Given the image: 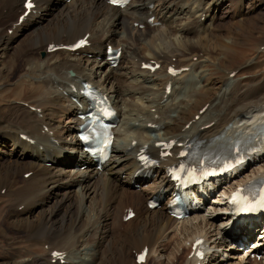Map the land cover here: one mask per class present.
I'll use <instances>...</instances> for the list:
<instances>
[{"label":"bare ground","instance_id":"obj_1","mask_svg":"<svg viewBox=\"0 0 264 264\" xmlns=\"http://www.w3.org/2000/svg\"><path fill=\"white\" fill-rule=\"evenodd\" d=\"M24 1L0 0V28L10 20L9 28L14 29L9 36L0 29V59L7 60L0 70L7 81L18 63L16 55L30 48L22 59L30 70L38 69L37 86L42 83L45 89L36 99L37 105H29L31 111L20 106L11 114L0 113V189L5 190L4 197L17 202L15 208L21 206L20 211H8L14 218L9 230L28 233V242L33 244H47L49 254L37 255L44 264H103L109 252L116 264H138L135 257H126L127 251L134 248L139 253L147 246L145 257L156 254V240L166 232H172L182 246L203 236L211 247L230 250L231 244L224 249L223 235L246 224L230 223V217L219 214L218 208L227 200L217 197L212 200L217 205L208 207L210 212L203 210L183 220L173 218L167 207L172 182L166 168L176 160L178 143L192 142L215 150L245 144L252 131L257 133L254 140L264 138V73L253 85L239 82L243 72L233 69L223 81H212L206 68L208 59L193 61L198 47H206L209 52L224 53L217 63L226 66V58L231 57L228 43L238 37L227 32L225 41L224 33L216 35L219 14L231 8L235 25L242 26V0H233V4L232 0H132L123 8L111 7L106 0H34L35 7L18 24ZM202 19L210 23L205 25ZM24 29L29 36L8 55L15 35ZM86 33L87 47L50 51V45H71ZM108 44L121 50L115 67L105 57ZM42 48L46 55L35 60L31 50ZM150 61L161 66L145 69L143 64ZM172 65L187 70L171 75L167 69ZM69 71L75 74L70 76ZM88 82L109 97L119 119L112 154L101 171L81 149L77 136L81 122L77 113L83 109L73 100L82 102L79 90ZM168 84L172 86L169 93ZM193 109L196 113L190 114ZM170 139L175 141L174 155L154 169L138 172L142 169L137 159L140 148L146 146L158 154L155 143ZM256 158H251L250 168L237 181L264 177V158L261 162ZM28 172L29 177L18 179ZM144 174L148 175L143 178ZM133 182L140 183V189H134ZM154 195L166 201L149 209L148 200ZM127 207L135 216L123 222ZM94 231L99 232L96 243V239L91 241ZM115 234L119 236L114 238ZM53 250L64 253L61 261L51 254ZM261 253L264 256V250ZM229 256L227 264H264V259H247L236 251ZM217 257L213 253L208 262L216 264ZM186 259L185 264H191Z\"/></svg>","mask_w":264,"mask_h":264},{"label":"rangeland","instance_id":"obj_2","mask_svg":"<svg viewBox=\"0 0 264 264\" xmlns=\"http://www.w3.org/2000/svg\"><path fill=\"white\" fill-rule=\"evenodd\" d=\"M66 1L67 3L70 2V0H66ZM232 4H233V0H232ZM241 4H242L241 14L243 17L241 19L242 26L235 25L236 23L234 21H236V19H234V11H231V8L223 9L221 10L222 12L220 11L219 14L220 19L218 20L217 23V27H216L217 32H215L216 35H220L224 33L222 38H224L225 41L227 40L226 36H228L227 32L237 33V37H238V39L233 44L228 43V46L230 47L228 49L230 50L228 51L227 55L231 57L226 58L228 59L226 66H221L220 64L217 63V59L222 58L224 56V53L222 52L219 53L218 50L215 51L210 50L209 52V50L206 47L203 49H199L198 47L200 53L196 52L195 54L198 55L193 58V61H196L197 59H202V60L208 59L207 60L208 64L206 68L208 69L207 72L208 76L212 78V81L213 79L214 81H221V80L223 81V79L225 78L224 76H226L227 72L230 71V69L231 70L233 69V71L243 72L240 73L241 77L240 75L238 76V80H241L239 82L243 84L250 83L249 85H253L252 81L255 82L259 78L258 75L260 73L261 74L264 73V44H262L264 43V0H242ZM230 16L233 18H231ZM208 21L209 20L207 19H202V22L205 25L210 23ZM10 25H11V21L5 20L4 24L0 28L2 29V32L6 33L8 36L12 35L14 32L13 27L9 28ZM29 34H30L29 30L24 29L19 31L15 35V39H16L15 42H12L11 46L9 47L10 50L8 49V55L14 50L16 46L21 45L20 43H22L29 36ZM45 44L43 45L44 48H45ZM31 51H33V54L31 56L35 58V60H41L46 55L43 48L38 52L37 50H31ZM28 53H30V48H25V50H23L21 54H17L18 56L16 55V59L18 60V63L11 68L12 72L9 78L8 79L6 78L7 81H5V77L3 76L4 72L0 70V113L11 114V112H15L13 111L15 107L17 108L28 107L30 109V107L27 105L28 104H30V106L37 105L36 99L42 94V92L44 91L43 89H45V85H43L42 83L40 86H37V81L39 80L38 77L40 74V72H37L38 69L33 70V68H31L30 70L27 64L23 61L25 55ZM186 56L189 58L193 57V55H187V54ZM0 61L2 62L0 63V69H1L2 68L1 64L5 63L7 60L4 57L2 58V60L0 59ZM247 64H250L249 65L250 68L246 67L248 66ZM8 69L10 70V68ZM255 73L257 74L256 76L254 75ZM231 77H234V74H231ZM192 112L196 113V109H193L190 114H193ZM47 166H49V164H47ZM22 177L25 179L27 178V176L25 177V175L23 176L21 174L18 175V179L21 180ZM4 192L5 190L3 188L0 189V264H6V263L13 264L14 262L16 263V260L17 261L22 260L23 258L26 260L25 264H31V263L44 264L41 263V259H39L40 257L38 258L37 255L41 254L47 256V254H49V246L47 244L46 245L37 244V243L33 244V241L28 242V240L30 241V237H31L29 236L28 233L24 234L25 232L23 231L20 232L17 229H15L16 232H14L15 230L13 231L12 228L9 230L10 224L13 223L14 218L13 216H11V214L8 213V211L10 209L20 211L21 206H17L16 207L18 209L17 210L14 207V205L17 202L15 201L13 202L11 197H4L3 196ZM144 214L142 216H144ZM218 222L219 221L217 220L215 224L218 225ZM94 233H93L94 235L91 236V241L94 242L93 240L96 239L97 240V241L95 240L96 243L99 241L98 238L99 232L96 233L94 231ZM168 233L169 232H166V234L164 235L162 234L158 238V240H156L155 244L156 246H158L159 251L158 253L156 252V254L150 253L149 256L145 257L148 258L147 261L145 262L146 264H185L186 263L185 260H187L186 259L187 251L189 250L188 245L182 246L178 241L179 239H176L177 237L172 236L173 235L172 232L169 234ZM165 235L167 236L165 237ZM117 236L119 235H116L114 238H116ZM156 246L154 247L156 248ZM136 247H138V245H136ZM104 249L105 246L103 250ZM135 252L136 251L134 248H130L127 251L126 257H128L129 255L131 259L134 258ZM105 257L106 259L103 260L101 258L102 261L107 260V262L104 261L103 264H116V259L113 257V255L110 252L109 254L105 253ZM28 259L31 260L30 263ZM229 262H231V260L224 261L220 264H227Z\"/></svg>","mask_w":264,"mask_h":264},{"label":"snow or ice","instance_id":"obj_3","mask_svg":"<svg viewBox=\"0 0 264 264\" xmlns=\"http://www.w3.org/2000/svg\"><path fill=\"white\" fill-rule=\"evenodd\" d=\"M110 3H113V4H120L121 3V0H109ZM28 8H31L32 5L31 3L29 2L27 5H26ZM233 199L235 200L236 197L234 196ZM259 206L260 207H264V196L261 197L260 201H259ZM54 255H56L54 253Z\"/></svg>","mask_w":264,"mask_h":264}]
</instances>
